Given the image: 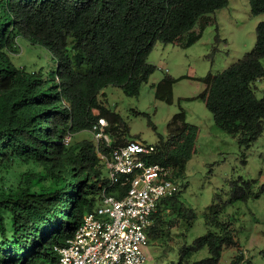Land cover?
Wrapping results in <instances>:
<instances>
[{
	"label": "trees",
	"instance_id": "trees-1",
	"mask_svg": "<svg viewBox=\"0 0 264 264\" xmlns=\"http://www.w3.org/2000/svg\"><path fill=\"white\" fill-rule=\"evenodd\" d=\"M248 2L252 15L264 14V0ZM228 4L229 0H0V169L19 159L41 168L22 174L15 187L0 188V264H58L57 248L74 235L103 194L121 198L127 193L128 184L109 186L98 155L100 150L111 157L122 146L121 134L110 137L107 127L109 146L95 137L78 140L76 135L92 130L100 118H109L110 128L117 130L119 120L99 100L102 90L116 86L127 96L138 95L155 72L147 59L156 43L179 41L202 17ZM256 34L255 47L227 69L193 78L205 88L188 98L203 101L216 126L238 135L239 143L247 146L264 126V94L257 98L253 90L264 77V21ZM18 37L48 49L55 69L44 74L17 67L10 53L17 51ZM198 37L192 35L189 43ZM185 78L190 77L164 76L153 85L155 98L172 104L174 86ZM167 129L168 138L155 144L151 162L181 177L196 152L199 127L189 124L180 110ZM167 198L152 215L149 243L172 237L177 220H167L161 209L169 205ZM170 209L169 215L182 216L174 206ZM208 218L213 220L207 223L221 228L217 215ZM223 229L200 239L198 248L184 246L177 264H218L222 244L235 246L230 230ZM206 241L214 258L190 262Z\"/></svg>",
	"mask_w": 264,
	"mask_h": 264
},
{
	"label": "rangeland",
	"instance_id": "rangeland-1",
	"mask_svg": "<svg viewBox=\"0 0 264 264\" xmlns=\"http://www.w3.org/2000/svg\"><path fill=\"white\" fill-rule=\"evenodd\" d=\"M262 21L264 14L252 15L248 0H229L226 7L202 17L179 41L169 45L156 43L147 59L155 66V72L138 95L127 96L121 87L107 86L99 96L111 116L119 120L115 130L110 128L111 120L104 118L110 137L121 134L122 145L130 140L153 145L167 140L168 122L180 110L186 113L189 124L199 127L196 152L185 173L177 177L173 172L170 176L178 190L167 198L169 205L161 207L167 220H177L171 229L172 237L168 241H151L146 248V264H177L184 246L198 248L200 239L210 232L223 233V227L230 230L235 246L222 244L218 264H264V126L249 146L242 145L238 135L216 126L203 101L188 99L205 88L193 78L223 71L255 47L256 29ZM192 35L199 37L189 43ZM16 41L17 51L10 55L17 67L29 72L42 70L44 74L55 69L48 49L31 45L22 37ZM167 75L190 77L175 84L172 104L157 100L153 87ZM253 90L257 98L263 97L264 77L254 83ZM93 137L91 130L76 135L78 140ZM40 169L22 159L12 161L0 169V188L15 187L22 174ZM172 206L182 216L169 215ZM216 215L221 226L218 229L207 223L213 220L208 216ZM213 256L206 241L204 249L192 254L189 261Z\"/></svg>",
	"mask_w": 264,
	"mask_h": 264
},
{
	"label": "built area",
	"instance_id": "built-area-1",
	"mask_svg": "<svg viewBox=\"0 0 264 264\" xmlns=\"http://www.w3.org/2000/svg\"><path fill=\"white\" fill-rule=\"evenodd\" d=\"M107 126L100 118L91 132L98 143L109 146ZM154 153L155 145L139 140L119 147L111 157L98 150L109 186L128 184V191L121 198L103 194L74 235L57 248L58 264H146L152 215L163 198L178 190L170 177L173 170L151 162Z\"/></svg>",
	"mask_w": 264,
	"mask_h": 264
},
{
	"label": "clouds",
	"instance_id": "clouds-1",
	"mask_svg": "<svg viewBox=\"0 0 264 264\" xmlns=\"http://www.w3.org/2000/svg\"><path fill=\"white\" fill-rule=\"evenodd\" d=\"M110 138V137H109ZM111 140V139H110ZM130 141H132V140H130ZM140 141V140H139ZM110 144H111V142H110ZM127 144V143H126ZM123 146V145H122ZM121 147V146H120ZM162 201V200H161ZM149 245H150V243H149Z\"/></svg>",
	"mask_w": 264,
	"mask_h": 264
}]
</instances>
